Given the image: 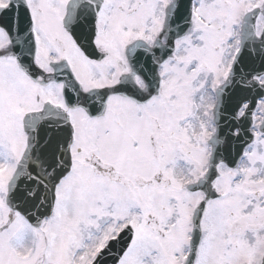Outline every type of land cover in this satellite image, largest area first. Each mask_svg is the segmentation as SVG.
Returning <instances> with one entry per match:
<instances>
[{"label": "snow or ice", "instance_id": "snow-or-ice-1", "mask_svg": "<svg viewBox=\"0 0 264 264\" xmlns=\"http://www.w3.org/2000/svg\"><path fill=\"white\" fill-rule=\"evenodd\" d=\"M0 264H264V0H0Z\"/></svg>", "mask_w": 264, "mask_h": 264}]
</instances>
